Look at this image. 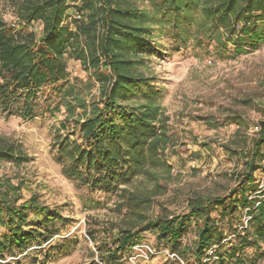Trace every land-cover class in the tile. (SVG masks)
I'll return each mask as SVG.
<instances>
[{
  "label": "trees",
  "instance_id": "obj_1",
  "mask_svg": "<svg viewBox=\"0 0 264 264\" xmlns=\"http://www.w3.org/2000/svg\"><path fill=\"white\" fill-rule=\"evenodd\" d=\"M9 1L16 24L0 17V112L29 120L54 116L62 107L64 122L73 119L81 138V143L63 140L58 145L60 160L68 162L63 175L106 193L163 166L170 142L167 120L159 104L161 93L153 87L154 79L144 74L145 60L161 47L158 38L171 41L175 50L186 49L192 41L200 49L214 44L224 53L231 44L237 54L264 42V0ZM35 24L39 34L31 27ZM68 60L88 73L86 87L98 85V97L89 104L68 81ZM245 156L239 199L196 197L188 202L186 215L158 217L145 222L142 231L153 233L185 264H255L242 250L264 241V189L249 199L244 186L262 168L264 122ZM1 160L25 159L13 147L1 146ZM20 200L18 187L0 181V225L7 231L0 235V262L15 250L28 255L30 248L41 246L40 240L50 242L54 234L49 227L62 222L35 197L18 204ZM238 209L247 210L249 220L228 249L219 222ZM28 211L38 217L36 227L29 225ZM214 212L219 221L212 217ZM191 221L197 240L188 261L181 240ZM135 234L119 233L116 251L107 259L110 264L138 243ZM259 258L264 259V253Z\"/></svg>",
  "mask_w": 264,
  "mask_h": 264
},
{
  "label": "rangeland",
  "instance_id": "obj_2",
  "mask_svg": "<svg viewBox=\"0 0 264 264\" xmlns=\"http://www.w3.org/2000/svg\"><path fill=\"white\" fill-rule=\"evenodd\" d=\"M0 17L16 24L9 0H0ZM31 27L40 33L39 25ZM157 41L161 47L145 60L144 74L154 79L153 87L161 93L159 104L170 142L161 169L121 182L113 193L88 188L63 175L68 162L60 160L58 145L63 140L81 143V138L73 119L64 122L62 107L54 116L29 120L0 112V147L11 146L25 159L1 160L0 181L19 188L18 204L35 197L38 205L62 218L49 227L54 234L50 242L38 240L41 246L30 248L28 255L15 250L0 264L18 260L22 264H110L107 259L116 251L119 233L128 230L136 233L138 243L117 254L119 259L112 264H185L172 257L153 233L142 231L145 222L186 215L188 202L196 197H241L238 189L245 174V155L256 138L255 127L264 122V42L237 54L231 44L222 53L214 44L200 49L190 41L186 49L175 50L165 37ZM67 71L68 81L83 92L86 104L97 99L98 85L86 87L89 75L78 62L68 60ZM244 189L249 199L264 189V161ZM246 211L238 209L219 222L228 249L247 225ZM27 217L29 225L36 227L38 217L30 211ZM212 217L219 221L218 213ZM0 235H7L1 225ZM196 240L191 221L181 240L188 261ZM262 253L264 241L242 250L255 264H264L259 258Z\"/></svg>",
  "mask_w": 264,
  "mask_h": 264
},
{
  "label": "built area",
  "instance_id": "obj_3",
  "mask_svg": "<svg viewBox=\"0 0 264 264\" xmlns=\"http://www.w3.org/2000/svg\"><path fill=\"white\" fill-rule=\"evenodd\" d=\"M255 130L258 131V127H255ZM146 250L150 253V254H153L152 251L148 248H146ZM172 257H175V255L172 254Z\"/></svg>",
  "mask_w": 264,
  "mask_h": 264
}]
</instances>
